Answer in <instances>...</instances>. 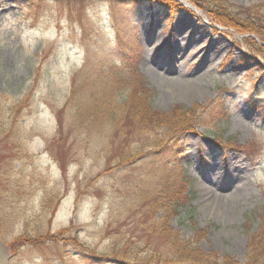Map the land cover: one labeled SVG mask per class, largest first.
Wrapping results in <instances>:
<instances>
[{
    "label": "rangeland",
    "instance_id": "rangeland-1",
    "mask_svg": "<svg viewBox=\"0 0 264 264\" xmlns=\"http://www.w3.org/2000/svg\"><path fill=\"white\" fill-rule=\"evenodd\" d=\"M218 1L235 18L227 25L193 2L198 11L174 2L0 0L3 264H113L81 253L112 255L125 240L133 253L149 241L138 255L148 264H250L256 256L264 264V241L249 248L252 235L264 237V52L251 44L264 43V0ZM176 47L173 59L167 51ZM136 84L169 119L150 132L125 119L124 134L98 104L134 95ZM177 109L194 111L195 127L174 137L165 126ZM164 134L171 147L160 155L107 161L123 148L153 151L146 144L161 145ZM180 179L189 184L188 211L153 236L148 216L138 215L154 189Z\"/></svg>",
    "mask_w": 264,
    "mask_h": 264
},
{
    "label": "trees",
    "instance_id": "trees-1",
    "mask_svg": "<svg viewBox=\"0 0 264 264\" xmlns=\"http://www.w3.org/2000/svg\"><path fill=\"white\" fill-rule=\"evenodd\" d=\"M133 1H143V0H133ZM148 2H152V3H169V2H174L173 0H146ZM191 2H193L194 4L198 5V8H202L203 11H205L206 13L210 14L213 20H215L218 23H222V25H227L226 22V18L229 20H235V18H233L229 11L226 9L225 6H223V4L221 5V2L218 0H213V1H208L207 4L205 6L204 2L201 0H190ZM175 3V2H174ZM209 5H213L212 7H209ZM218 7H220L221 9H225V12L223 13L222 11H218ZM236 28H238L240 25H238L237 23H232ZM238 31L241 32H250L253 34H260L258 31V29L254 28L251 25H242L241 27L238 28ZM260 41L264 40V36L260 35L259 37ZM261 43V42H260ZM253 48L257 49L258 52L263 53L264 52V46L260 45L258 42H252L251 43ZM264 73V72H262ZM137 74L134 76L136 77ZM135 79V78H134ZM133 78L131 79L130 87L134 88V84H132L133 82ZM136 88V92H134L133 94H130L129 91H124L121 94V97H118L117 100L112 99V100H107V102H101L98 105H106L105 106V110L101 109L100 111H98V113L103 114V115H112V117H116L118 118V122H119V132H125L128 130V128L125 126L123 127L121 125L122 121L125 119H128V121H134V123H136L138 121V123H142V120L145 121L144 124H139L140 126H142L143 128H145V130L148 132L155 130L154 128H160V126L164 123V121H167L169 118H165L162 117V115H160L159 113L155 112L151 106L150 103V94L144 90V88L141 86L140 88L137 86V84L135 85ZM144 90V91H143ZM132 91V89L130 90ZM134 96V97H133ZM130 97H133V99H130ZM121 98V99H119ZM96 101V100H95ZM94 101V104L96 102H100V101ZM97 104V103H96ZM95 104V105H96ZM77 109V106L75 107ZM170 113L175 117L177 116V119H175V124H171L170 121L173 119L169 120L168 125H164L166 127L167 132H171V136L177 137L178 135H180L181 133H184L185 131H188L190 129H193L195 127V122L193 120V118L195 117L194 111H189L184 112L181 111V109H177V111L174 113L173 111H170ZM78 117L83 116L84 113H75ZM191 116V117H190ZM92 117H95L94 113H92L91 111H89V118L91 119ZM123 127V128H121ZM168 127H170L168 129ZM59 129H60V123L57 122V127H56V136L59 133ZM159 129H157L158 131ZM124 136V135H123ZM160 137V143L161 145H158L157 141H151L150 143H147L146 145L152 146L153 147V151H149L147 153H144L142 151V149H137V150H132V151H128L125 152V149L123 148L121 150V152H119L117 155H108L107 157V161H116V165H122V164H133L138 160H141L144 156L149 155V157H153L152 155L154 154H162V152H165L164 150H167V148L171 147L169 146V139L170 137L168 136V138L166 137V135H162ZM159 142V141H158ZM159 143V144H160ZM123 147V146H122ZM157 147V148H156ZM155 157V156H154ZM128 161V162H126ZM151 162L153 161V158H151ZM156 162V161H155ZM158 162V161H157ZM156 164V163H154ZM112 167V166H110ZM109 166L107 168H105L104 172H108L109 171ZM150 175H152V171L151 169H149L148 172ZM149 177V175H147V178ZM177 182V181H176ZM179 184L176 186L172 185V182H169V180H165L164 181V190L162 189L160 192H157L156 189H154V191H152V194H150L151 196L148 197L147 200H149L148 202V207L146 208V210H144L141 214L138 215V217L143 215H147L148 219L150 220L148 222V229H149V233L152 234L153 236H157V237H161L163 236L164 231L168 228L167 225L170 221L171 218H176L180 215V213L182 211L187 212L188 210H186L187 206H188V196L186 194V191L183 192L184 188L183 186L188 187V183L186 184V181L184 180V182L180 179L178 180ZM177 182V183H178ZM186 184V185H185ZM128 187V186H127ZM165 187H173L172 192L170 194H168V196H165L164 193H166L165 191ZM183 192V194H182ZM145 195L146 197V193H141L140 195L142 196ZM144 198V197H143ZM142 198V199H143ZM191 225V224H190ZM166 237L169 238V235L166 232ZM250 237V236H249ZM163 238V237H161ZM166 238V239H168ZM264 237H256V235H252L250 237V242H249V248L250 251H254L256 252V247L259 246L258 244H263L264 239H262ZM169 240V239H168ZM149 244V241H144L140 244V248H139V252L133 253L132 251H128L130 243L128 240L124 241V250L123 251H118L115 250L116 252L112 253V255H102L99 254L97 257H94L95 255H88V254H84L81 253V255L83 257H88V258H95L98 262L102 263V261H107V262H112L113 264H148L146 262L140 261L138 255L140 252H143V249L146 248ZM125 251H128V253L131 255H127ZM252 251V254L254 253ZM185 255V254H184ZM187 256L189 255H185L186 258H188ZM194 256V255H192ZM147 258V256H146ZM148 260L151 261V259L147 258ZM198 259H203V264H208L207 261L200 257H196L195 259H193L191 262L189 261H169L166 264H199V260ZM156 264H159V261H154ZM248 262L250 264H263L262 263V259L261 258H257V256L251 257L250 259H248ZM219 264V263H218ZM221 264H227V263H221Z\"/></svg>",
    "mask_w": 264,
    "mask_h": 264
},
{
    "label": "bare ground",
    "instance_id": "bare-ground-1",
    "mask_svg": "<svg viewBox=\"0 0 264 264\" xmlns=\"http://www.w3.org/2000/svg\"><path fill=\"white\" fill-rule=\"evenodd\" d=\"M183 24H185L184 23V21H183ZM148 42H149V44H153V48L155 49L156 47L158 48H160V43L159 42H157V41H152V40H148ZM168 52V55L169 56H171L173 59H175L177 56H180L181 55V50H178V48L176 47L175 48V50H174V52H173V54H170V51H167ZM3 257L0 255V264H3V259H2Z\"/></svg>",
    "mask_w": 264,
    "mask_h": 264
}]
</instances>
